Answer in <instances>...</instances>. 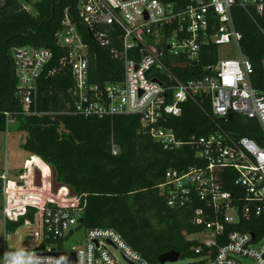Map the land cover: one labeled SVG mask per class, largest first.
I'll list each match as a JSON object with an SVG mask.
<instances>
[{
  "label": "built area",
  "instance_id": "obj_1",
  "mask_svg": "<svg viewBox=\"0 0 264 264\" xmlns=\"http://www.w3.org/2000/svg\"><path fill=\"white\" fill-rule=\"evenodd\" d=\"M234 8L264 23V0H79V19L102 46L109 43V27L122 32L121 47L113 55L124 61L125 76L103 85L89 80V46L69 9L57 41L67 53L62 64L71 67L74 79V101L69 104L74 114L138 115L142 129L165 149L189 147L195 153L188 165L169 169L158 189L170 207L193 208L191 222L204 235L199 242L217 248L214 256L209 255V264H245L246 258L264 264V235L254 238V232L238 228L264 215V91L253 84L255 70L243 53ZM212 44L218 47V59L206 67V75L185 80L174 72L173 67L199 66L203 48ZM224 45H232L237 56L222 59L219 49ZM12 52L22 113L42 115L39 80L54 52L31 46L14 47ZM206 97L213 116L221 122L232 120L230 114L256 120L262 142L240 133L236 139L233 133L238 132L226 130L221 122L209 134L181 137L170 118L181 117L186 102L201 105ZM2 114L7 129L17 123V112ZM118 152L113 146V153ZM1 177L5 222L34 211L33 218L12 232L19 236V243L6 248L4 264H155L113 228H85L81 246L67 247L68 240L84 227L80 219L86 198L73 195V189L64 184L55 191L53 180H41L40 185L32 180L29 186L27 180ZM24 187L31 190L18 199V189ZM59 253H74L75 261L65 262Z\"/></svg>",
  "mask_w": 264,
  "mask_h": 264
},
{
  "label": "trees",
  "instance_id": "obj_2",
  "mask_svg": "<svg viewBox=\"0 0 264 264\" xmlns=\"http://www.w3.org/2000/svg\"><path fill=\"white\" fill-rule=\"evenodd\" d=\"M171 1V0H166ZM79 0H4L0 6V102L2 113H18L17 124L27 136L23 149L39 156L56 171V180L71 187L86 198L83 211L84 227H107L117 230L135 250L152 263L165 252L180 254L179 264H209V255L217 248H209L189 235L201 228L191 222L193 208H172L159 192L171 168H183L195 154L189 147L168 150L146 133L138 115L84 117L74 114L71 67L62 64L65 49L58 44L57 31L61 28L66 9L88 44L89 80L103 85L119 81L125 76L124 61L115 58L114 49L121 47L122 32L109 27V43L102 46L83 25L78 16ZM32 5L35 12L27 9ZM237 29L242 32L241 47L254 66L252 81L264 91V23L241 8L233 10ZM261 24V25H260ZM49 48L54 59L39 80V111L42 115H25L21 110L18 80L15 71L14 47ZM217 45L203 48L199 66L173 67L182 79L201 77L206 67L217 62ZM0 113V130H6L5 116ZM206 97L201 105L194 101L184 104L181 117L170 118L178 134L187 139L193 134L206 135L217 128ZM228 131L262 142L263 132L254 119L235 114L227 123ZM113 146L119 148L113 153ZM234 181L227 184L232 189ZM28 216L7 221L5 228L15 232ZM238 228L264 235V215L243 222ZM211 251V252H210Z\"/></svg>",
  "mask_w": 264,
  "mask_h": 264
},
{
  "label": "rangeland",
  "instance_id": "obj_3",
  "mask_svg": "<svg viewBox=\"0 0 264 264\" xmlns=\"http://www.w3.org/2000/svg\"><path fill=\"white\" fill-rule=\"evenodd\" d=\"M4 3V0H0V6ZM28 9L35 12L32 5H27ZM219 53L222 59L228 58L232 59L237 56V51L232 45H224L219 49ZM27 133L25 131H20L18 129V124L15 122L10 123L8 129L0 130V264H4L5 250L8 246L18 245L19 236L8 232L5 228V217L3 209L5 207V191H4V181L1 176H7L8 180H27L28 185L31 186L32 180H36V172L32 167L36 165L44 174V180H54L53 177L49 178L52 174L53 168L50 165L43 162L38 156H32L26 160L30 153L27 152L22 147ZM26 160V165H25ZM26 166V167H25ZM32 167V168H31ZM33 174V175H32ZM28 186V187H29ZM31 190L27 187L18 189L17 198H22L27 192ZM17 191V192H18ZM85 227H81L77 233L71 237L66 246L79 248L84 240ZM189 239L201 240L204 239L202 233H197L188 236ZM184 261L179 260L178 262L171 263L167 262L165 264H179ZM245 264H256L255 261L251 259H244Z\"/></svg>",
  "mask_w": 264,
  "mask_h": 264
},
{
  "label": "water",
  "instance_id": "obj_4",
  "mask_svg": "<svg viewBox=\"0 0 264 264\" xmlns=\"http://www.w3.org/2000/svg\"><path fill=\"white\" fill-rule=\"evenodd\" d=\"M229 118L232 119L233 114H230ZM233 136H234V138L238 139L240 137V134L239 133H233ZM53 179H54L53 182H54L55 191H57L58 187L60 186V183H58L56 180V171L55 170H54V178ZM36 181H37L38 185L41 184L40 173L38 170L36 171ZM72 193L74 195V193H75L74 190L72 191ZM80 223L81 224L85 223V219L83 217L80 219ZM252 235L254 238L256 237L255 233H252ZM58 255L65 262L66 261L67 262L75 261L74 253H72V254L59 253ZM179 260H180V254L177 253L175 250L165 252L162 255H160L158 258V261L160 264H165L167 262L175 263V262H178Z\"/></svg>",
  "mask_w": 264,
  "mask_h": 264
},
{
  "label": "crops",
  "instance_id": "obj_5",
  "mask_svg": "<svg viewBox=\"0 0 264 264\" xmlns=\"http://www.w3.org/2000/svg\"><path fill=\"white\" fill-rule=\"evenodd\" d=\"M32 156H34V155H29V157L26 159V160H28L30 157H32ZM35 156H37V155H35ZM39 157V156H38ZM40 158V157H39ZM26 160H25V165H26ZM44 162V161H43ZM45 163V162H44ZM47 164V163H46ZM26 167V166H25ZM34 169H35V172L38 170L39 171V173H40V179L41 180H44V174H43V172H42V170H40L36 165H34V166H32ZM31 167V168H32ZM51 167V166H50ZM53 168V167H52ZM33 175V174H32ZM36 176V175H35ZM54 178V168H53V170H52V174H50L49 175V178Z\"/></svg>",
  "mask_w": 264,
  "mask_h": 264
}]
</instances>
